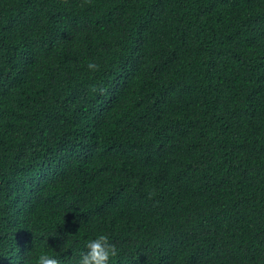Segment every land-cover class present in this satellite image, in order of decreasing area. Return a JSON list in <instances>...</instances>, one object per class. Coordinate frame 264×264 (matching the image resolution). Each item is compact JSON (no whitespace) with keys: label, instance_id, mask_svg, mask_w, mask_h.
<instances>
[{"label":"trees","instance_id":"obj_1","mask_svg":"<svg viewBox=\"0 0 264 264\" xmlns=\"http://www.w3.org/2000/svg\"><path fill=\"white\" fill-rule=\"evenodd\" d=\"M98 232L264 264V0H0V264Z\"/></svg>","mask_w":264,"mask_h":264},{"label":"clouds","instance_id":"obj_2","mask_svg":"<svg viewBox=\"0 0 264 264\" xmlns=\"http://www.w3.org/2000/svg\"><path fill=\"white\" fill-rule=\"evenodd\" d=\"M87 68L91 72L99 70V65L89 62ZM55 235H58L55 234ZM50 234L49 236H55ZM47 244V239L45 240ZM86 251L79 252L74 260V264H110L119 253V249L111 242V237L107 233H95L84 243ZM25 264H61L56 253L45 250L44 245H37L28 254Z\"/></svg>","mask_w":264,"mask_h":264}]
</instances>
